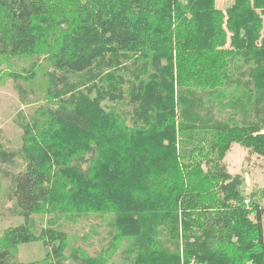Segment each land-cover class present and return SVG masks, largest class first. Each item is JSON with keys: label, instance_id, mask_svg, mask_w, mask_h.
Instances as JSON below:
<instances>
[{"label": "trees", "instance_id": "16d2710c", "mask_svg": "<svg viewBox=\"0 0 264 264\" xmlns=\"http://www.w3.org/2000/svg\"><path fill=\"white\" fill-rule=\"evenodd\" d=\"M259 10L264 0L233 13L228 49L217 44L215 0H0V65L44 58L45 99L54 103L24 127L25 167L10 181L25 222L0 237V264H21L18 246L39 240L49 250L27 264H107L117 243L96 256L78 248L67 255L66 233L35 235L26 222L88 211L117 215L118 238L139 243L132 264H264V207L223 162L233 142L264 157V123L219 121L198 108L201 94L258 110ZM239 65L250 89L262 91L256 100L243 101L249 87H237ZM125 105L133 106L127 119Z\"/></svg>", "mask_w": 264, "mask_h": 264}, {"label": "rangeland", "instance_id": "374dc122", "mask_svg": "<svg viewBox=\"0 0 264 264\" xmlns=\"http://www.w3.org/2000/svg\"><path fill=\"white\" fill-rule=\"evenodd\" d=\"M251 0H215L217 44L219 48H233L234 26L233 13L236 10L250 8ZM254 40L257 48L264 49V11L254 13ZM241 60L238 59L237 62ZM241 64V62H240ZM40 70H37V67ZM242 67V76L237 87L247 91V103L249 99L256 100L260 97L261 90L247 83L248 70ZM48 67L44 58L18 59L0 65V237L9 227L24 224L25 220L20 216L14 199L12 198L10 175L16 174L25 167V162L18 154L24 142L22 135L24 127L31 126L33 119L37 117L36 111L40 106L53 107L54 103L45 99V91L49 85ZM119 74V73H117ZM241 93L234 89L233 93ZM228 92L226 94L229 96ZM24 96V98H22ZM201 105L198 107L201 115L218 117L219 121H258L264 123V97L257 101L258 110H250L245 107L244 112L236 108H226L227 103L222 104L221 99H204L199 94ZM128 100H123L128 103ZM114 102H117L114 101ZM109 105L108 101L102 104ZM133 106H123L119 109L120 117L127 119V113H131ZM225 108V109H222ZM117 115V113H116ZM130 117V116H129ZM184 148V147H180ZM223 162L227 172L234 176L240 175L243 179L242 188L244 195L251 201L258 200L264 207V157L251 154L240 143L233 142L229 146ZM8 174V175H7ZM117 215L112 212H91L77 214H35L26 222L35 235H39L44 228L53 227L66 233L68 237L67 255L74 249H80L90 256H96L111 249L112 243H117V252L111 256L107 264H132L138 251L139 243L134 238L120 237L116 233ZM264 234V218L262 219ZM163 226L159 225L161 230ZM117 241H114L116 239ZM159 236L162 238L160 231ZM164 246L174 249L171 244L162 238ZM179 240V239H178ZM48 248L42 240L21 244L16 255L17 263H31L42 260L48 252ZM79 256V255H78ZM77 264L79 262L76 261ZM67 261L66 264H71Z\"/></svg>", "mask_w": 264, "mask_h": 264}, {"label": "built area", "instance_id": "2783aa9c", "mask_svg": "<svg viewBox=\"0 0 264 264\" xmlns=\"http://www.w3.org/2000/svg\"><path fill=\"white\" fill-rule=\"evenodd\" d=\"M247 203H248V201H245V204H247ZM190 264H194V262H193V261H191V262H190Z\"/></svg>", "mask_w": 264, "mask_h": 264}]
</instances>
